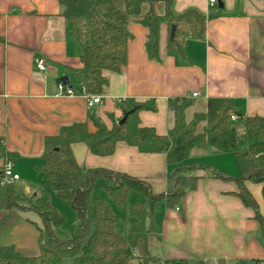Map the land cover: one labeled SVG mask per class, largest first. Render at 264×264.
<instances>
[{
  "label": "crops",
  "instance_id": "crops-1",
  "mask_svg": "<svg viewBox=\"0 0 264 264\" xmlns=\"http://www.w3.org/2000/svg\"><path fill=\"white\" fill-rule=\"evenodd\" d=\"M217 1L173 0L175 13L195 8L205 16L204 37L188 36L181 53L170 51L168 28L162 23L159 61L147 57V30L137 18H130L126 62L120 72L108 74L101 101L88 107L74 77L81 67V50L65 27L58 0H0V170L11 162L19 177L13 186L28 195L44 191L50 198L52 191L39 171L44 138L76 122H85L92 133L96 128L91 115L110 129L122 118L119 104L125 99H154L156 110H141L138 118L140 126L159 135L173 126L167 105L172 98L190 101L185 121L203 112L208 98L229 99L237 112L264 117V0ZM153 8L157 13L164 9L159 2ZM36 57L44 59V70L37 69ZM60 81L73 87L74 95L61 93ZM203 126L200 122L197 130ZM71 152L82 169L128 175L146 183L153 193L165 191L173 171L164 153H142L124 142H117L107 156L92 154L80 142L71 144ZM188 157L202 165L185 173L198 176L196 186L185 192L178 206L169 207L163 200L155 203L152 218L145 221L155 235L151 254L164 260L187 259L190 264H216L220 258L263 264L264 235L253 209L235 196V180L210 176L209 168L237 176L235 156L203 143ZM244 185L264 215V184ZM137 194V203L145 202L144 195ZM38 222L33 212L0 209V248L13 246L23 255L37 251Z\"/></svg>",
  "mask_w": 264,
  "mask_h": 264
},
{
  "label": "trees",
  "instance_id": "trees-1",
  "mask_svg": "<svg viewBox=\"0 0 264 264\" xmlns=\"http://www.w3.org/2000/svg\"><path fill=\"white\" fill-rule=\"evenodd\" d=\"M58 2L65 27L81 50V67L74 71L75 85L79 89L82 87L87 95H103L108 74L120 72L125 64L127 42L131 38L130 18H137L146 28L145 51L151 60L159 61L158 37L162 23L166 24L168 33L171 25H175L174 35L168 39L170 51L181 53L188 36L204 37L205 16L195 8L175 13L173 0H121V7L113 0ZM154 2L163 5L162 13L154 10ZM167 105L174 121L163 135L139 125L138 112L155 111L154 99L143 102L125 99L119 107L122 115L129 113L122 124L113 122L107 129L91 115L96 128L92 133L88 132L85 122H76L61 127L55 136L44 138L39 171L51 191L66 200L76 212L81 233L60 240L54 230L64 219L52 207L48 193L41 191L29 197L19 196L13 183L5 184L0 187V209L35 213L39 219L36 224L39 236L36 255H23L13 246L1 247L0 264H65V260H68L66 264H190L187 259L164 260L151 254L149 246L155 235L145 221L152 218L156 202L163 200L169 207L178 206L185 192L195 188L198 176L185 173L202 165L191 161L188 154L194 146L203 143L235 156L239 169L237 176L209 168L210 176L235 180V196L244 206L253 209L264 235V215L260 214L257 202L244 185L245 181L264 184V117L239 113L226 98H208L205 110L195 113L189 121L184 119L189 100L172 98L168 99ZM230 114L236 118L232 120ZM200 122L204 126L198 131ZM78 142L84 143L97 156L112 154L117 142L134 146L142 153H164L167 163L173 167L165 191L153 193L146 183L122 173L82 169L71 152V144ZM96 181H100V186L117 206L126 204L129 191L144 195L145 202L129 205V215L134 219L124 234L115 230L118 216L110 205L100 199H91ZM216 264H244V260L227 263L220 258Z\"/></svg>",
  "mask_w": 264,
  "mask_h": 264
},
{
  "label": "rangeland",
  "instance_id": "rangeland-1",
  "mask_svg": "<svg viewBox=\"0 0 264 264\" xmlns=\"http://www.w3.org/2000/svg\"><path fill=\"white\" fill-rule=\"evenodd\" d=\"M113 3L119 7L122 6L121 0H113ZM14 191L19 196H26V197L30 196L26 193H23L19 189L18 186L14 187ZM49 191L50 190H48V192ZM95 198L103 200L111 206L113 212L118 216V223L115 225V230L120 235L124 234V226H125V224H129V222L131 220V216L129 215V212H128L129 205L131 203L139 202V199H140L139 194H137L134 191H131L130 194L128 195L127 200H126V204L117 206V205L113 204V202L111 201L110 197L107 195V193L105 192L103 187L100 186V181H96L92 187V190H91V199H95ZM143 201H144V199H143ZM50 202H51L52 207L60 215H62L63 219H64L62 224L54 230L56 237H58L60 240H67V239L71 238L72 236L80 234L81 229L79 227V223H78V220L76 217V212L70 207V205L67 203V201L62 199V198L57 197L54 194V192L52 191V192H50ZM91 209H92V206L90 204L89 205V211L90 212H91ZM38 224H39V222H38ZM151 251H152V248H151ZM20 253H22V252H20ZM25 253L28 256H34L37 254V251L28 250ZM67 262H68V260L64 261L65 264ZM148 264H155V263L150 262ZM247 264H255V262L254 261H248ZM258 264H260V263H258ZM263 264H264V260H263Z\"/></svg>",
  "mask_w": 264,
  "mask_h": 264
},
{
  "label": "built area",
  "instance_id": "built-area-1",
  "mask_svg": "<svg viewBox=\"0 0 264 264\" xmlns=\"http://www.w3.org/2000/svg\"><path fill=\"white\" fill-rule=\"evenodd\" d=\"M209 3L213 4L216 2V0H207ZM35 65L38 70H44L45 69V61L41 57L35 58ZM58 89L61 93H64L65 95H74L73 88L67 85H64L63 82L58 83ZM80 94L85 97L86 103L88 107H92L94 104H97L101 101L100 95H87L84 93V89L80 88ZM197 93L194 92L192 96H196ZM230 118L234 120L236 116L234 114H230ZM11 162L7 161L3 168H2V174L0 175V187L4 186L5 184L12 183L16 181L19 177L17 174L13 173L11 169ZM178 209V208H177Z\"/></svg>",
  "mask_w": 264,
  "mask_h": 264
},
{
  "label": "water",
  "instance_id": "water-1",
  "mask_svg": "<svg viewBox=\"0 0 264 264\" xmlns=\"http://www.w3.org/2000/svg\"><path fill=\"white\" fill-rule=\"evenodd\" d=\"M217 2L219 3V0H218ZM174 30H175V25H171L170 32H169V38H170V39H171V38L173 37V35H174ZM128 113H129V112L124 113V115L122 116V118L118 121V124H122V123L125 121V119H126Z\"/></svg>",
  "mask_w": 264,
  "mask_h": 264
}]
</instances>
